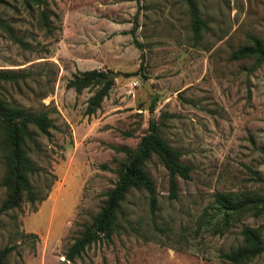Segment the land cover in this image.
I'll return each instance as SVG.
<instances>
[{"label": "rangeland", "instance_id": "374dc122", "mask_svg": "<svg viewBox=\"0 0 264 264\" xmlns=\"http://www.w3.org/2000/svg\"><path fill=\"white\" fill-rule=\"evenodd\" d=\"M44 1L54 14L50 33L33 3L0 0V70L20 74L0 81V100L45 113L51 122L47 135L29 127L26 140L37 168L29 183L45 199L22 197L17 208L0 211V249L13 248L4 264H228L221 255L241 246L244 228L257 231L264 245V210L226 219L213 201L215 193L264 198V61L230 59L249 43L247 35L264 46V0H190L205 22L196 38L185 0H136L132 16L122 8L96 13L97 0ZM115 19L136 25L133 33L112 40L99 31L100 23ZM93 69L114 77L99 108L87 115L95 89L77 94L65 84ZM149 118L190 167L189 180L176 177L170 198L167 172L152 156L145 172L154 206L146 192L131 190L111 242L93 243L66 262L67 248L116 180L124 155L111 147L132 150ZM3 173L0 150V205ZM245 264H264V254Z\"/></svg>", "mask_w": 264, "mask_h": 264}, {"label": "trees", "instance_id": "16d2710c", "mask_svg": "<svg viewBox=\"0 0 264 264\" xmlns=\"http://www.w3.org/2000/svg\"><path fill=\"white\" fill-rule=\"evenodd\" d=\"M25 3H33L39 10L40 22L47 33H50L48 17L54 16L47 9L44 0H23ZM188 5L190 26L193 36L196 38L199 31L205 26V22L197 15L196 9L190 0H185ZM133 26L131 34L133 33ZM248 44L234 50L230 54L231 60L253 58L256 64L264 61V46L253 35H247ZM137 48L139 45L135 43ZM141 66L138 67L140 70ZM20 74L7 70H0V81L12 82ZM127 77L131 76L126 74ZM112 80L101 70H88L76 72L66 84V89H72L80 93L83 89L94 88L93 94L87 99L85 112L92 114L99 108L103 97L106 96ZM155 98L148 108L152 113ZM29 127L42 135H47L51 128V122L45 113L30 114L19 108L9 107L0 100V150L3 154L4 173L1 185L6 191V197L0 205V211H8L19 206L22 197L29 203L43 201L45 197L37 199L32 190L28 177L37 172V168L31 163L27 155L26 140L31 139ZM115 153H122L124 158L117 162L116 180L111 189L104 193V201L91 221L83 226L79 236L64 253L66 262L79 259L84 250L93 243L105 241L111 242L115 233L116 215L120 204L131 190H143L148 195L149 205L155 204V194L152 181L145 172V163L154 156L160 162L168 175L169 197L176 196V181L189 180L190 167L180 161V153L172 148L159 135V130L152 118L148 119L147 131L138 140L131 150L125 146H112ZM264 183V178L261 180ZM213 201L226 215H239L244 211L253 212L255 215L264 210V198L259 196L234 199L230 194L215 193ZM233 217V216H232ZM225 219V221H226ZM242 244L234 250L222 254L223 260L228 264H245L253 258L264 254V245L260 235L253 229L244 228L241 231ZM13 250L6 246L0 249V264H4L6 257Z\"/></svg>", "mask_w": 264, "mask_h": 264}, {"label": "crops", "instance_id": "0c3cea01", "mask_svg": "<svg viewBox=\"0 0 264 264\" xmlns=\"http://www.w3.org/2000/svg\"><path fill=\"white\" fill-rule=\"evenodd\" d=\"M138 1L137 3H139ZM123 3V5L117 6V4ZM95 4L97 8H95L98 12H115L116 14H119V12L115 11L118 8L124 9L123 16H132L135 11H136V0H97L95 1ZM93 13V9H91ZM80 15V13H77ZM128 18V17H127ZM126 19V18H125ZM102 24V29H100V32H103L104 34H109L112 35L111 39L117 40V37H120V34L126 35H131V30L133 29V23L129 22L127 20H120V19H115V20H109L108 22L106 21L104 24ZM99 70V69H96ZM102 71V70H101ZM132 71V70H131Z\"/></svg>", "mask_w": 264, "mask_h": 264}, {"label": "water", "instance_id": "95a60500", "mask_svg": "<svg viewBox=\"0 0 264 264\" xmlns=\"http://www.w3.org/2000/svg\"><path fill=\"white\" fill-rule=\"evenodd\" d=\"M107 77H108L109 79H112V78L114 77V74H113V73H112V74H109V75H107ZM143 89L147 92V94H149V95H153V92L151 91V88H150V86H149L148 83H145V84L143 85Z\"/></svg>", "mask_w": 264, "mask_h": 264}, {"label": "built area", "instance_id": "2783aa9c", "mask_svg": "<svg viewBox=\"0 0 264 264\" xmlns=\"http://www.w3.org/2000/svg\"><path fill=\"white\" fill-rule=\"evenodd\" d=\"M135 85H136V83H132V84H131V87H134Z\"/></svg>", "mask_w": 264, "mask_h": 264}]
</instances>
